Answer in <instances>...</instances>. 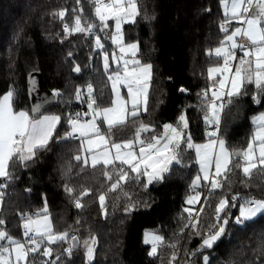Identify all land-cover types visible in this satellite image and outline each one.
<instances>
[{
  "label": "trees",
  "instance_id": "1",
  "mask_svg": "<svg viewBox=\"0 0 264 264\" xmlns=\"http://www.w3.org/2000/svg\"><path fill=\"white\" fill-rule=\"evenodd\" d=\"M140 7L142 13L146 10L155 19L146 20L142 15L136 23L123 26L125 42L138 41L139 58L153 66L147 111L137 117V125L142 121L159 135L163 125H177L179 116L185 114L188 128L184 131L191 134L194 143L202 142L207 137V124L198 94L211 81L208 68L221 63L208 55L224 36L219 27L223 21L219 0H140ZM93 8L90 0H0V97L13 90L14 109L29 112L26 75L35 70L40 71L49 89L61 93L57 102L43 111L61 117L47 150L39 152L29 167L17 165L15 178L3 190L0 219L5 224L0 227L18 238L22 225L19 215L42 212L46 204L54 230L67 231L79 239L71 256L64 252L63 244L52 245L51 258L60 256L56 264H264V213L242 225L235 223L241 202L249 197L264 198V172L254 171L248 179L235 169L222 189L211 192L202 183L198 187L202 195L199 223L193 228L188 222L190 212L185 211V200L198 175L191 149L182 145V163H173L162 181L146 185L143 176L136 179V173H130L128 182L112 192L102 166H82L75 160L81 154L80 144L58 137L66 130L63 102L72 98L78 86L91 84L97 103H110L101 51L93 53L86 33H65L63 28L65 22L74 24L83 9L84 20L96 25L102 41ZM60 11H65L63 20L57 15ZM102 42L103 50L110 49L104 38ZM77 66L78 74L74 70ZM247 90V95L234 98L221 115L219 135L229 149L244 148L252 133L253 116L264 111V98L259 105L253 101L254 85H247ZM137 125L114 130L115 139H130ZM65 185L74 192H67ZM85 188L90 194L82 197L84 207L77 208L74 197ZM101 193H106V214L98 199ZM232 195L241 197L236 207H231ZM221 198L229 201L230 207L220 214L228 218V224L211 248L204 247L202 239L216 230L215 207ZM130 204L134 207L126 211ZM145 230L162 238L155 256L149 255L142 241ZM90 237L96 239L91 261L83 243Z\"/></svg>",
  "mask_w": 264,
  "mask_h": 264
},
{
  "label": "snow or ice",
  "instance_id": "2",
  "mask_svg": "<svg viewBox=\"0 0 264 264\" xmlns=\"http://www.w3.org/2000/svg\"><path fill=\"white\" fill-rule=\"evenodd\" d=\"M79 2L80 0H77V3ZM90 2L94 6V14L100 22L101 31L110 27L108 21L114 22V31L110 39L118 47L120 55L112 54L116 69L108 74L114 94L111 106L101 107L93 95V86L88 84V112L83 114L77 112L74 116L68 117L71 132H67L61 139L76 138L78 134L83 155L75 156L77 162L86 167L89 166L90 160V166L94 169L101 165L103 175L111 181L108 191L115 192L120 189L122 182H128L130 173H136V179L141 176L147 177V184L162 181L164 174L171 171L173 163L177 165L182 163L184 145L187 149L195 151L201 173L193 181L194 195L188 198L186 201L188 204L199 202L201 193L195 192V188L201 186L202 180L211 192L222 189L225 186L224 181L228 180L229 174L235 169H240L248 179H251L254 171L264 172V114L253 118V131L246 149L239 151L229 149L226 141L219 135L224 109L233 103L234 98L248 94L247 85H254L255 92L252 98L255 104L259 105L261 98H264V0H220L224 18L219 27L224 36L220 45L214 50H209L208 55H214L218 61L222 60V63L208 68V78L213 83L198 94L201 96L205 123L212 126V130L206 131L208 139L203 144L194 143L191 134L184 131L188 128L185 114L179 116L177 125H163V132L159 135L142 121L137 125L140 112L147 111L153 66L150 63H143L139 58L138 41L125 42L123 25L136 23V18L142 15L146 20L155 19V16L149 17L146 10L142 13L140 0H90ZM79 11L81 14L75 16L74 24L71 26L68 22L63 24L65 33L91 34L96 27L91 21L84 20L83 9ZM57 15L63 20L65 11H60ZM233 23L239 26L230 30L229 25ZM96 45L103 49L98 36ZM237 51L241 54L239 57ZM109 67V56L105 53L106 73ZM74 70L80 71L78 66ZM121 86L126 89L127 98L121 94ZM14 95L15 92L10 90L0 97V179L4 181L0 182V204L3 202V190L15 178L16 166L29 167V162L34 161L39 152L47 150L61 120L59 115H31L28 111H16ZM53 95L58 96L60 93L54 92ZM81 95L78 89L76 98L80 100ZM40 108L41 105L37 104L31 112L39 113ZM89 115L90 120L83 119ZM128 124L137 125L132 138L116 140L114 130L123 129ZM105 125L107 129L102 131ZM85 132L88 133L87 136ZM144 133L152 135L144 136ZM65 190L70 194L74 192V188L68 185H65ZM89 194V189H83L74 197L75 206L84 207L82 197ZM98 199L101 209L106 214V193H101ZM236 200L237 195H233L232 201ZM133 207L134 205L130 204L126 211L132 210ZM228 207H230L228 199L221 198L215 207L217 229L203 240L204 247L211 248L224 233L228 218L222 219L220 214ZM231 207H236V204L233 203ZM185 211L190 212L189 209ZM261 213H264V201L244 200L239 205V216L235 218V223L251 220ZM190 218L195 220L192 224L195 228L199 220L191 217V212ZM20 219L23 239L14 238L6 228L0 227V264H35L37 255L49 258L42 259L41 264H56L60 256L51 258L54 251L52 245L67 243L70 239L73 243L65 248L64 252L71 256L73 247L79 243L75 235H70L67 231L54 230L46 204L42 212L31 215L21 213ZM4 224L5 221L0 219V226ZM161 241L160 236L145 233L144 242L152 245L150 256L157 254V247ZM83 243L87 257L91 261L96 239L90 237ZM175 258L173 254L172 259Z\"/></svg>",
  "mask_w": 264,
  "mask_h": 264
},
{
  "label": "rangeland",
  "instance_id": "3",
  "mask_svg": "<svg viewBox=\"0 0 264 264\" xmlns=\"http://www.w3.org/2000/svg\"><path fill=\"white\" fill-rule=\"evenodd\" d=\"M219 7H220V10H221V14H222V16H223V8H222V6H221V3H220V0H219ZM92 13H93V15H94V17H95V20L97 21V24L99 25V29H100V22H99V20L96 18V16H95V14H94V8H93V11H92ZM224 18V17H223ZM108 23H109V25H110V27L108 28V29H105L104 31H101L102 32V37L104 38V40L105 41H107L108 43H109V45H110V49H108V50H103L104 49V45H103V49H101V48H99V51H101L100 52V60H101V65H102V69L105 71V68H104V55H105V53H107L108 54V56H109V65H110V67H109V70H108V73H106V76H107V79H108V74L109 73H111L113 70H115L116 69V64L112 61V54L113 53H115L117 56H119L120 55V53H119V49H118V47L115 45V44H113L112 43V40L110 39V35L112 34V32L114 31V22L113 21H108ZM124 25H127V24H124ZM123 25V26H124ZM236 26H239L238 24H236V23H234V27H236ZM99 37V36H98ZM103 38H102V41H103ZM101 40V39H100ZM101 41V43L103 44V42ZM95 46L97 47V45H96V41H95ZM98 48V47H97ZM216 48V47H215ZM214 48V49H215ZM214 49H212V50H214ZM241 54L239 53V55H238V57L240 56ZM212 56H214V55H212ZM220 62L222 63V60H220ZM236 62L234 61L233 62V64H235ZM218 64H215V65H212V66H210V67H213V66H217ZM208 72V71H207ZM217 79H219V77H217ZM108 83H109V88H110V95H111V97H110V103L108 104V105H105V106H101V107H109V106H111V101H112V99L114 98V94H113V92H112V86H111V82L108 80ZM6 93H4L3 95H5ZM121 94L122 95H124L125 96V98H127V96H126V89H124L122 86H121ZM2 95V96H3ZM1 96V97H2ZM73 96V95H72ZM70 101V98H68L67 100H65V102H63V105L65 106V104L67 103V102H69ZM21 110H23V111H26V110H24V109H20V110H16V111H21ZM145 111H141L140 112V114H142V113H144ZM42 115H59L58 113H56V112H50V111H46V112H42L41 113ZM40 114V115H41ZM139 114V115H140ZM262 114H264V111H261V112H258L257 114H255L254 116H253V118L254 117H256V116H259V115H262ZM253 118H252V120H253ZM65 120V119H64ZM252 120H251V123H252ZM175 126V125H174ZM252 126H253V123H252ZM57 127H58V125H57ZM66 130L63 132V133H61L58 137L60 138V137H64L65 136V134L67 133V132H71V126L69 125V123L67 122V124H66ZM57 129V128H56ZM106 129H107V126L105 125L103 128H102V131H106ZM252 131H253V129H252ZM55 134V133H54ZM88 135V133L87 132H85V136H87ZM144 136H150V133H144L143 134ZM77 136H78V134H77ZM132 138V137H131ZM207 137H206V139L204 140V141H202V142H199V143H196V144H203V143H206L207 142ZM250 139V138H249ZM249 139H248V141H247V143L245 144V146H244V148L243 149H246L247 148V144H248V142H249ZM80 146H81V143H80ZM85 147H86V145H85ZM137 151H138V148H137ZM193 151V153H194V157H195V163H196V165H197V171H198V175H201V173H200V171H199V164L197 163V159H196V153H195V151L194 150H192ZM81 155H83V152H82V149H81ZM90 163H91V161L89 160V166H90ZM118 163V162H117ZM125 167H127V166H125ZM197 175V176H198ZM196 176V177H197ZM144 177V180H145V184L146 185H150V184H147V177H145V176H143ZM196 177H195V179H196ZM194 179V180H195ZM154 182V181H153ZM203 183V185H206L204 182H203V180L201 181V184ZM195 192H200L201 193V191H199L198 190V188H195ZM192 195H194V189H193V183H192V192L188 195V197L186 198V200H185V203H186V205H187V207H186V209H189L190 210V212L191 213H194L195 212V210L197 209V207H198V205H199V203H200V201H201V198H202V195L200 196V200H199V202H196V203H194V204H188L186 201L188 200V198L190 197V196H192ZM255 200H261V201H264V198H255ZM99 203H100V201H99ZM242 203V202H241ZM1 205V204H0ZM258 215H260V214H258ZM257 215V216H258ZM238 216H239V206H238ZM254 218H256V217H254ZM253 218V219H254ZM252 220V219H251ZM248 221H250V220H246V221H243L242 223H240L241 225L243 224V223H245V222H248ZM145 233H154V234H156V235H158V236H160L158 233H156V232H154L153 230H145L144 232H143V235H142V241H143V243L145 244V245H147L148 246V252H150L151 251V247H152V245L150 244V243H148V244H146L144 241H145ZM161 237V236H160ZM161 243V242H160ZM160 243H159V245H160ZM202 243V245H203V242H201ZM159 245H158V247H159ZM158 247H157V249H158ZM43 250V249H42Z\"/></svg>",
  "mask_w": 264,
  "mask_h": 264
},
{
  "label": "built area",
  "instance_id": "4",
  "mask_svg": "<svg viewBox=\"0 0 264 264\" xmlns=\"http://www.w3.org/2000/svg\"><path fill=\"white\" fill-rule=\"evenodd\" d=\"M229 28H231V24L229 25ZM86 35H87V37L90 39V41H91V46H92V50H93V53H97V52H99V48H97L96 46H95V41H96V37L98 36V34H97V32L95 31V29H93V31H92V33L91 34H87L86 33ZM238 54H239V51H237V56H238ZM75 73L76 74H78V72H76L75 71ZM213 82L212 81H210V82H208L207 83V87L205 88V90L206 89H208L209 88V86L212 84ZM87 85L88 84H84V85H80V86H78L75 90H74V92H73V96H72V98H70V101L69 102H67L66 104H65V106H64V125L66 126V124H67V122H68V117L69 116H74L77 112H79V113H81V114H83V113H86V112H88V107H87ZM80 90L81 91V93H82V95H81V99L80 100H78L77 98H76V92H77V90ZM52 91V94L54 93V92H59L60 93V91L59 90H57V89H52L51 90ZM93 95L95 96V92H93ZM209 95H211V93L209 92ZM55 96V99H56V102H57V100L60 98V96H61V93H60V95H58V96H56V95H54ZM96 97V96H95ZM83 119H85V120H90L91 119V116L89 115V116H84L83 117ZM99 122V121H98ZM209 130H212V126L211 125H207V131H209ZM69 139H71V140H73V141H77L79 144L81 143V140H80V138L77 136L76 138H69ZM205 189H206V191H209V188H208V186L207 185H205ZM233 196V195H232ZM232 196H231V198H230V203H231V205L233 204V203H235L236 204V206H238L239 204H240V200H241V197L240 196H237V200L235 201V202H233L232 201ZM251 199H254L255 200V198L254 197H249L248 198V200H251ZM200 205V204H199ZM199 205H198V207H197V209L195 210V212L194 213H191V217H195V218H197V210H198V208H199ZM37 212L36 211H32V212H30V213H25V214H36ZM21 215V214H20ZM20 215H19V218H20ZM216 216V215H215ZM215 216H214V218H215ZM238 216V215H237ZM223 219V218H222ZM21 220V219H20ZM189 224H192V223H194L195 222V220H192L191 218H190V216H189ZM21 223H22V221H21ZM215 223H216V229H217V221H216V219H215ZM216 231V230H215ZM214 231V232H215ZM22 232H23V228H22V225H21V235L17 238V239H23V236H22ZM70 235H72L71 233H69ZM212 233H210V234H208V235H206L202 240H204L205 238H207L209 235H211ZM70 245H72V241L69 239L68 240V242L67 243H63V249H65V248H67V247H69ZM42 251V250H41ZM43 259V257H40L39 255H37V259H36V261H35V264H41V260ZM44 260V259H43Z\"/></svg>",
  "mask_w": 264,
  "mask_h": 264
},
{
  "label": "water",
  "instance_id": "5",
  "mask_svg": "<svg viewBox=\"0 0 264 264\" xmlns=\"http://www.w3.org/2000/svg\"><path fill=\"white\" fill-rule=\"evenodd\" d=\"M26 95L31 115H40L44 110L56 103L55 96L52 94L51 89L45 84L44 79L38 70L29 72L26 75ZM37 104L41 105L40 112L32 113V108ZM235 150L239 151L241 149ZM77 246L73 247V249H76Z\"/></svg>",
  "mask_w": 264,
  "mask_h": 264
},
{
  "label": "crops",
  "instance_id": "6",
  "mask_svg": "<svg viewBox=\"0 0 264 264\" xmlns=\"http://www.w3.org/2000/svg\"><path fill=\"white\" fill-rule=\"evenodd\" d=\"M212 81V80H211ZM213 82V81H212ZM202 242H203V240H202Z\"/></svg>",
  "mask_w": 264,
  "mask_h": 264
}]
</instances>
